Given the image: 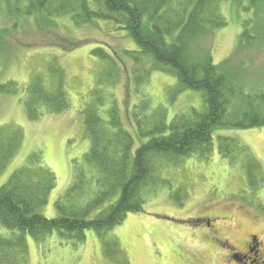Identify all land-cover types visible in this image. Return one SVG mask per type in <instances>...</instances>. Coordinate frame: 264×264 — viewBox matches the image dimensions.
<instances>
[{"label": "rangeland", "instance_id": "rangeland-1", "mask_svg": "<svg viewBox=\"0 0 264 264\" xmlns=\"http://www.w3.org/2000/svg\"><path fill=\"white\" fill-rule=\"evenodd\" d=\"M30 1L9 0L0 5V28L11 31L0 33V85L11 81L24 87L39 79L51 87L49 67L54 64L64 73L69 109L31 121L18 95L0 92V126L22 133L20 148L0 173V187L27 159L39 157L56 178L46 205L39 210L50 219L56 216L55 200L74 183L79 165L86 172L91 170L82 162L90 140L84 135L81 111L94 100L92 91L103 99L96 107L103 121L111 110L117 113L132 138L133 151L150 138L139 134L152 131L160 121L168 125L176 116L194 118L206 111V105L202 92L181 89L176 77L152 69V58L141 54L116 23L98 19L85 23L83 18L77 23L70 13L49 16V21L44 13L28 15ZM217 6L225 26L207 30L199 38L215 65L227 60L226 71L234 81L241 77L242 98L264 112V5L220 0ZM219 137L236 139L245 147L264 178V126L214 131L205 158L192 154L175 163L158 158L152 180L141 192L143 210L125 217L122 242L118 233H111L115 228L105 234L119 242L128 264H224L214 249L203 244L206 236L199 233L202 229L207 233L205 225L190 222L194 218L223 217L221 232L236 247L249 233L264 241V182L252 190L246 179V157L241 156L245 153L234 151L229 158L222 157ZM18 233L0 224L1 238ZM84 235L82 242L56 231L38 241L24 235L25 264H117L104 257L95 233Z\"/></svg>", "mask_w": 264, "mask_h": 264}, {"label": "trees", "instance_id": "trees-1", "mask_svg": "<svg viewBox=\"0 0 264 264\" xmlns=\"http://www.w3.org/2000/svg\"><path fill=\"white\" fill-rule=\"evenodd\" d=\"M172 1H30L28 15L44 13L48 20L49 16L70 13L77 23L80 18L85 23L98 19L121 26L140 53L152 58V69L176 77L181 89L202 92L206 111L194 118L176 116L168 125L160 121L152 131L139 134L150 138L133 151L132 138L122 128L117 113L111 110L103 121L96 108L103 99L96 90L92 91L94 100L81 111L84 135L90 140L82 162L91 170L86 172L79 165L74 183L55 200L56 216L50 219L39 210L46 205L56 178L41 159L30 157L10 176L0 187V224L19 233L9 239L0 237V264H25L28 248L24 235L38 241L54 231L78 242L85 239V232L92 231L101 241L105 258L128 264L118 243L105 234L120 225L127 214L143 210L141 192L152 180L157 159L164 157L175 163L192 154L205 158L211 151L214 131L264 126L263 110H255L253 102L242 98L241 77L234 81L230 71H226L227 60L215 65L205 42L199 38L207 30L225 26L218 12L220 0H175V7ZM247 1L250 6L264 5V0ZM7 2L0 0V5ZM53 4L59 7L55 9ZM0 33L8 35L11 31L0 28ZM49 69L53 79L48 88L39 79L24 87L11 81L0 85L1 93L19 96L31 121L44 113L69 109L64 73L54 64ZM218 142L224 158L234 151L245 153L246 148L236 139L219 137ZM21 143L19 129L0 126V173ZM241 156L246 157L243 160L247 183L252 190L257 189L264 182L260 165L246 153Z\"/></svg>", "mask_w": 264, "mask_h": 264}, {"label": "flooded vegetation", "instance_id": "flooded-vegetation-1", "mask_svg": "<svg viewBox=\"0 0 264 264\" xmlns=\"http://www.w3.org/2000/svg\"><path fill=\"white\" fill-rule=\"evenodd\" d=\"M223 217L219 215L213 217L194 218L190 222L199 221L204 223L206 247L215 250L224 264H264V241L256 234L249 233L240 247L233 244L231 238L223 236L219 223Z\"/></svg>", "mask_w": 264, "mask_h": 264}, {"label": "crops", "instance_id": "crops-1", "mask_svg": "<svg viewBox=\"0 0 264 264\" xmlns=\"http://www.w3.org/2000/svg\"><path fill=\"white\" fill-rule=\"evenodd\" d=\"M173 206H174V204H172ZM172 206V207H173ZM174 208V207H173ZM173 214H174V212H173ZM172 214V215H173ZM174 216V215H173ZM128 220V219H127ZM175 222V221H174ZM125 223H126V219L125 220H123V222L120 224V225H118L117 226V228L115 227V229L113 230V231H111V233H118V236H119V239H120V241H121V238H120V233H126V230L125 231H123L124 229H125ZM174 232V229H173V231H172V233ZM188 232L189 233H194L195 232V230H192V231H189L188 230ZM201 232H203V233H199V234H203V236H205V233H204V230L202 229V231ZM114 237V236H113ZM122 242V241H121ZM117 243H119L118 241H117ZM120 247V246H119ZM126 254V253H125Z\"/></svg>", "mask_w": 264, "mask_h": 264}]
</instances>
